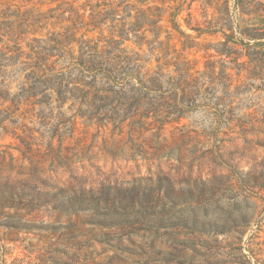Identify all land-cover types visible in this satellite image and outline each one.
Returning <instances> with one entry per match:
<instances>
[{
	"label": "rangeland",
	"instance_id": "obj_1",
	"mask_svg": "<svg viewBox=\"0 0 264 264\" xmlns=\"http://www.w3.org/2000/svg\"><path fill=\"white\" fill-rule=\"evenodd\" d=\"M97 4L132 16L95 26ZM8 7L51 15L36 35L67 32L76 48L82 35L121 39L114 26L148 28L123 47L181 89L99 122L80 115L78 92L39 103L20 66L0 68V182L29 193L20 207L0 202V264H264V0H0ZM57 184L80 198L74 210Z\"/></svg>",
	"mask_w": 264,
	"mask_h": 264
},
{
	"label": "trees",
	"instance_id": "obj_2",
	"mask_svg": "<svg viewBox=\"0 0 264 264\" xmlns=\"http://www.w3.org/2000/svg\"><path fill=\"white\" fill-rule=\"evenodd\" d=\"M123 2L126 0H120L121 4ZM102 4L107 5V2ZM102 4H97L91 13L95 26L109 19L116 23L126 21L132 16H121L118 13L120 5L112 6V12H107L105 7L102 9ZM50 17L41 12H21L10 7L0 13V43L6 45V52L4 48L0 49V68L6 66L7 70L20 66L19 71L25 79L23 91L29 92L30 96L44 95L37 102L48 103L53 95L65 102V94L78 92L76 100L80 99L79 113L82 117L122 123L139 112L141 102L146 101L140 95L165 94L181 89V84L174 82V78H169L168 85H165L167 74L162 64L150 67L149 58L123 47V42L131 35L141 37L143 42L148 28L124 24L121 28L114 26L113 31L118 32L116 34L121 39L108 40L101 46L82 35L76 48L73 45L76 38L67 32L48 31L45 35H36V26ZM155 33L156 42L159 36L158 32ZM151 46L155 50L156 46ZM53 193L58 202L68 199L70 210H74L80 200L76 196L69 197L62 185L57 184ZM83 193L87 190L84 189ZM28 194L17 183L0 182V202L6 206L20 207V200Z\"/></svg>",
	"mask_w": 264,
	"mask_h": 264
}]
</instances>
